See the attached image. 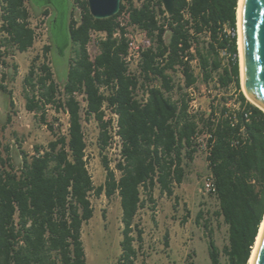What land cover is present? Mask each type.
<instances>
[{
	"label": "trees",
	"instance_id": "1",
	"mask_svg": "<svg viewBox=\"0 0 264 264\" xmlns=\"http://www.w3.org/2000/svg\"><path fill=\"white\" fill-rule=\"evenodd\" d=\"M26 1L0 0V91L8 96L7 55L11 50L27 52L36 40ZM136 1L122 0L118 14L95 19L88 0H65L71 8L67 45H72L73 56L62 88L49 61L33 64L25 77L26 108L41 113L54 139L46 146L36 145L33 155L21 151L18 168L0 155V264H89L82 229L94 214L92 194L119 195L123 229L117 264H138L135 242L143 241V230L135 219L145 206L143 195L154 202L158 187L172 197L185 180V160H194L204 136L215 184L211 194L219 204L215 214L223 218L229 233L228 244L220 249L213 230L204 224L210 264H249L264 219V111L241 90L239 0H175L172 16L161 0L141 5ZM124 11L128 25L137 26L148 38L138 74L124 60L126 39L115 36ZM52 19V39L63 48L66 45L53 33L56 12ZM93 31L106 33L95 56L89 52ZM51 50V45L44 47L46 59ZM222 51L229 56L228 66L222 64ZM174 73L182 75V83L176 82ZM200 78L206 85L217 81L222 89L233 85L238 107L228 106L223 98L208 112L193 111L190 90ZM47 107L67 113L66 133L61 124L47 122ZM107 110L118 115L120 158L112 168L103 156L106 179L95 186L86 159L83 120L97 121L103 153L112 137ZM203 219L201 210L197 222ZM184 264L196 262L188 255Z\"/></svg>",
	"mask_w": 264,
	"mask_h": 264
},
{
	"label": "rangeland",
	"instance_id": "2",
	"mask_svg": "<svg viewBox=\"0 0 264 264\" xmlns=\"http://www.w3.org/2000/svg\"><path fill=\"white\" fill-rule=\"evenodd\" d=\"M46 2L47 0L26 1V6L31 13V26L36 30L35 43L27 52L11 50L6 57L9 64L6 69L9 73L7 88L11 96L0 91V155L6 161L9 158L10 163L16 168L20 166L21 151L33 155L36 145L46 146L54 139V135L42 122L41 113L30 112L26 108L25 77L33 64L39 66L49 61L55 79L62 88L69 59L73 56L72 45H67L70 43L67 35L70 5L68 2L64 3L65 0H52V5ZM136 4L140 5L138 1ZM45 10L50 13L45 15ZM54 12L57 13L58 21L53 33L54 36L59 37L60 44L66 45L63 48H58L50 33L51 24L55 21L52 19ZM74 16L76 18L79 16L78 10L74 11ZM96 39H99V36ZM145 44L148 45L147 37ZM48 45L52 46V50L46 59L44 47ZM98 51L97 44L89 45L91 56H95ZM221 58L222 64L228 66L229 56L224 54V51ZM193 66L196 74L200 75L197 62H193ZM131 69L136 71L134 66ZM174 78L177 83L183 81L180 73H174ZM190 93L194 98L193 111L208 112L211 104L218 106L220 101L223 102V98L227 100L228 106L238 107L237 93L233 85L229 89H222L217 81L206 85L200 78L197 87L191 89ZM11 99L13 106L10 105ZM82 103L84 105L83 101ZM45 112L47 122H55L56 127L61 124L62 132H67L69 120L67 113L63 111L57 113L52 107H47ZM107 114L111 115V112L107 110ZM8 118L11 120L8 121ZM83 128L87 142L88 169L95 186H100L106 179V170L102 163L103 156L106 155L111 167L115 168L119 151L117 147L109 146L101 153L98 147L99 126L94 118L89 121L83 120ZM201 143L203 145L195 154L194 160L191 162L185 160L187 163L185 180L175 188L172 197L161 193L158 187L153 191L154 202L143 195L146 203L135 219L136 224L143 230V241L135 242L139 251L138 264H184L188 255L193 256L196 264H210L208 231L204 228L206 222L213 230V237L219 248L223 249L228 244V225L224 223L222 217L215 214L219 210L218 201L214 195L203 189L204 181L211 173L208 168L205 136L201 137ZM91 202L94 214L82 229L87 261L89 264H117L122 253L123 229L119 195L115 194L107 198L104 194L99 197L92 194ZM201 210L204 211V219L198 223L197 215ZM222 260L225 261V257Z\"/></svg>",
	"mask_w": 264,
	"mask_h": 264
},
{
	"label": "water",
	"instance_id": "3",
	"mask_svg": "<svg viewBox=\"0 0 264 264\" xmlns=\"http://www.w3.org/2000/svg\"><path fill=\"white\" fill-rule=\"evenodd\" d=\"M161 2L172 16L175 0ZM121 3L122 0H88L89 11L95 19L115 16ZM239 30L243 85L254 100L251 102L264 111V0H242ZM252 264H264V230Z\"/></svg>",
	"mask_w": 264,
	"mask_h": 264
},
{
	"label": "built area",
	"instance_id": "4",
	"mask_svg": "<svg viewBox=\"0 0 264 264\" xmlns=\"http://www.w3.org/2000/svg\"><path fill=\"white\" fill-rule=\"evenodd\" d=\"M147 0H138L139 4L141 5L143 2ZM128 12L124 11L121 16L119 17L120 21V28L117 30L115 33L116 37H121L122 35L126 39L127 43V53L124 56V60L127 62L129 65V68L132 72L134 73H139V64L142 58V51L145 49L146 45L145 44V39H146V33L142 30H140L137 26L135 25H128ZM124 29V30H123ZM124 31V33H123ZM230 32V31H229ZM99 36V39H96V37ZM106 33L104 32H97L93 31L91 34V43H95L98 46V42L100 39L105 38ZM89 44V45H90ZM224 54L227 55V53L224 51ZM136 68V71L132 70V67ZM108 117L112 118V124L110 128V134H111V139L109 146H113L114 148H118L119 151V158H120V151H121V138L118 135V115L115 113L111 112V115H108ZM203 189L209 193H214L215 192V184L213 181V176L210 174L206 180L204 181L203 184Z\"/></svg>",
	"mask_w": 264,
	"mask_h": 264
},
{
	"label": "bare ground",
	"instance_id": "5",
	"mask_svg": "<svg viewBox=\"0 0 264 264\" xmlns=\"http://www.w3.org/2000/svg\"><path fill=\"white\" fill-rule=\"evenodd\" d=\"M241 3H242V0H239L238 1V8H237V27H238V50H239V62H240V84H241V87H242V90H243V93L246 95V97L250 100V101H253L254 100L248 95V93L246 92L245 88H244V85H243V76H242V61H241V47H240V30H239V20H240V8H241ZM263 230H264V219L261 223V226H260V229H259V233H258V236L256 238V242H255V245H254V248H253V251H252V254H251V257H250V260H249V264H252L253 263V260L255 258V255H256V252H257V249H258V245H259V242H260V239H261V236H262V233H263Z\"/></svg>",
	"mask_w": 264,
	"mask_h": 264
},
{
	"label": "flooded vegetation",
	"instance_id": "6",
	"mask_svg": "<svg viewBox=\"0 0 264 264\" xmlns=\"http://www.w3.org/2000/svg\"><path fill=\"white\" fill-rule=\"evenodd\" d=\"M49 5H52V0H47Z\"/></svg>",
	"mask_w": 264,
	"mask_h": 264
}]
</instances>
